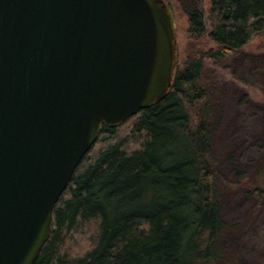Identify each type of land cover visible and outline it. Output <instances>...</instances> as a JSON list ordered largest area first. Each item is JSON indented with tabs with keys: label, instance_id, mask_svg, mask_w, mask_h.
Here are the masks:
<instances>
[{
	"label": "water",
	"instance_id": "obj_1",
	"mask_svg": "<svg viewBox=\"0 0 264 264\" xmlns=\"http://www.w3.org/2000/svg\"><path fill=\"white\" fill-rule=\"evenodd\" d=\"M164 0H0V264H35L104 125L162 101L177 66Z\"/></svg>",
	"mask_w": 264,
	"mask_h": 264
},
{
	"label": "trees",
	"instance_id": "obj_2",
	"mask_svg": "<svg viewBox=\"0 0 264 264\" xmlns=\"http://www.w3.org/2000/svg\"><path fill=\"white\" fill-rule=\"evenodd\" d=\"M210 1V22L198 9L186 14L192 40L208 36L216 49L189 55L162 101L117 129L102 125L54 208L35 264L220 262L230 228L221 218L214 100L202 68L204 59H235L264 34V0ZM262 110L264 129V101Z\"/></svg>",
	"mask_w": 264,
	"mask_h": 264
},
{
	"label": "rangeland",
	"instance_id": "obj_3",
	"mask_svg": "<svg viewBox=\"0 0 264 264\" xmlns=\"http://www.w3.org/2000/svg\"><path fill=\"white\" fill-rule=\"evenodd\" d=\"M165 1L175 22L179 71L189 55L216 49L208 36L192 40L186 14L198 9L210 22L211 1ZM202 77L214 100L212 146L218 159L221 218L230 228L219 241L218 264H264V193L255 191L264 181V34L231 61L204 59Z\"/></svg>",
	"mask_w": 264,
	"mask_h": 264
},
{
	"label": "flooded vegetation",
	"instance_id": "obj_4",
	"mask_svg": "<svg viewBox=\"0 0 264 264\" xmlns=\"http://www.w3.org/2000/svg\"><path fill=\"white\" fill-rule=\"evenodd\" d=\"M176 68H177V66H176ZM174 74H175V72H174Z\"/></svg>",
	"mask_w": 264,
	"mask_h": 264
}]
</instances>
